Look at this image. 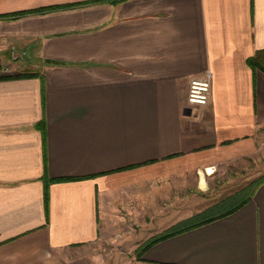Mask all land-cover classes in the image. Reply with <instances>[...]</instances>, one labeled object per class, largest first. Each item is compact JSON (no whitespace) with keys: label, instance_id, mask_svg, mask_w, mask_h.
Masks as SVG:
<instances>
[{"label":"crops","instance_id":"crops-1","mask_svg":"<svg viewBox=\"0 0 264 264\" xmlns=\"http://www.w3.org/2000/svg\"><path fill=\"white\" fill-rule=\"evenodd\" d=\"M263 49L264 0H0V264H105L101 221L160 181L264 165ZM140 264H264V182Z\"/></svg>","mask_w":264,"mask_h":264},{"label":"rangeland","instance_id":"rangeland-1","mask_svg":"<svg viewBox=\"0 0 264 264\" xmlns=\"http://www.w3.org/2000/svg\"><path fill=\"white\" fill-rule=\"evenodd\" d=\"M263 175L262 161L254 158L182 171L160 181L152 198L145 195L147 199L130 200V209L122 207L116 215L104 217L101 221L104 230L92 249L105 264H140L143 257L140 249L173 219L187 214L194 216ZM167 212L171 214L166 215Z\"/></svg>","mask_w":264,"mask_h":264},{"label":"trees","instance_id":"trees-1","mask_svg":"<svg viewBox=\"0 0 264 264\" xmlns=\"http://www.w3.org/2000/svg\"><path fill=\"white\" fill-rule=\"evenodd\" d=\"M53 7H49L51 9ZM248 63L254 70H260L264 73V49L259 50L256 54L248 59ZM264 182V175L254 180L250 185L242 188L237 193L225 197L218 203L208 207L206 210L182 220L168 229L152 236L140 249L141 255L154 244L163 241L169 237L182 233L186 230L192 229L201 224L213 221L220 217L231 214L249 202L257 188ZM49 182H46L45 198L47 204L49 203ZM247 193V195H246Z\"/></svg>","mask_w":264,"mask_h":264},{"label":"built area","instance_id":"built-area-1","mask_svg":"<svg viewBox=\"0 0 264 264\" xmlns=\"http://www.w3.org/2000/svg\"><path fill=\"white\" fill-rule=\"evenodd\" d=\"M213 73L208 68L205 72L190 80L187 95V105L189 107H199L210 103L212 98Z\"/></svg>","mask_w":264,"mask_h":264}]
</instances>
